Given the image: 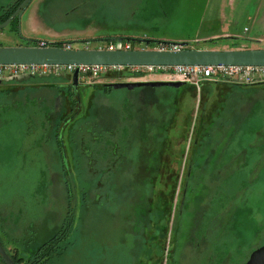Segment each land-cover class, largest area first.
<instances>
[{"label": "rangeland", "instance_id": "rangeland-1", "mask_svg": "<svg viewBox=\"0 0 264 264\" xmlns=\"http://www.w3.org/2000/svg\"><path fill=\"white\" fill-rule=\"evenodd\" d=\"M12 1L0 0V6ZM119 1L127 9L134 0ZM230 2L142 0L140 13L151 23H146V30L133 29L139 35L129 36L132 47L185 41L202 48L240 40L249 47L248 39L203 40L230 29L241 35L253 32L245 31L251 27L247 15L260 0H234L233 9ZM59 5L60 12L65 4ZM109 7L103 0H91L84 8L97 17ZM231 15L233 23L228 21ZM72 18L62 14L57 24H81V15ZM17 20L18 31L12 30L15 23L0 30L1 46L52 42L43 35H28L21 17ZM226 24L231 27L223 28ZM147 30L152 40L148 44L141 40ZM99 37L69 41L73 47L115 43L110 36ZM62 80L0 83V239L11 253L25 261L32 257L53 227L61 226L69 203L72 245L61 259L48 264H245L264 244V84L220 88L205 83L199 91L190 86V92L187 84L102 91L81 82V103L91 104L88 121L80 118L82 111L80 116H67L57 143V115L52 125L47 118L54 109L55 91L40 83ZM115 81L132 80L100 79ZM192 144L194 161L206 165L200 177L204 183L197 184L196 173L189 184L197 185V193L188 191L183 198L188 164L184 150ZM114 153L121 157L118 169L109 171L117 197L107 208L101 184L108 173L103 168ZM206 153L210 155L205 163L200 154ZM88 156L94 159L91 164ZM62 162L72 184L70 201ZM54 170L57 184L50 197L47 187ZM137 177L144 179L141 187L135 184Z\"/></svg>", "mask_w": 264, "mask_h": 264}, {"label": "water", "instance_id": "water-1", "mask_svg": "<svg viewBox=\"0 0 264 264\" xmlns=\"http://www.w3.org/2000/svg\"><path fill=\"white\" fill-rule=\"evenodd\" d=\"M31 0H22L15 11L3 22H0V30L6 27L14 18H20L23 10ZM114 41L131 42L129 37H113ZM145 43L152 40L144 39ZM33 42V40H31ZM163 44H180L185 46L180 50L156 49V48H72L54 45L53 42L17 46L0 45V64L18 63H47V64H99V65H211V64H236V65H264V48H228L207 49L188 47V43L159 41ZM23 76L19 79H26ZM1 83V81H0ZM79 84L78 74L75 71L71 77V86ZM187 84L180 80H133L108 82L107 85L114 89L136 87H161L169 86L178 88ZM0 256L5 264H16L7 250L0 242ZM245 264H264V244L254 249Z\"/></svg>", "mask_w": 264, "mask_h": 264}, {"label": "crops", "instance_id": "crops-1", "mask_svg": "<svg viewBox=\"0 0 264 264\" xmlns=\"http://www.w3.org/2000/svg\"><path fill=\"white\" fill-rule=\"evenodd\" d=\"M104 2L110 3V7L108 10L102 11V14L97 17L94 14L87 13L85 10V4L91 2V0H31V2L26 6L21 14L22 23L28 35H43V38H52V42L64 41L71 42L69 39L75 38L76 40L86 41L88 38H100L99 36H110L113 37H129L130 35H139V32L133 31L136 27H141L146 30V23H151V21H146L147 19L141 15V5L142 0H134L133 6L128 7L127 9H122L121 5H123L124 1L119 0H103ZM119 3V5L116 4ZM234 2V0H231ZM230 2V3H231ZM60 3L65 4V6L60 10ZM122 3V4H121ZM231 9L232 3L229 5ZM82 12V13H80ZM81 15V24L75 25L74 21L71 23H67L66 25H58L57 18L62 14L68 18L74 17L76 14ZM232 16V15H231ZM225 17V16H224ZM247 19L250 22L251 27L246 28L245 31L249 32L250 28L253 32L249 35H241L236 33L230 29V31H222L219 35H211L208 37H203V40H208L210 38H222V39H248L251 43L248 47L245 42L241 40L236 43L237 47H233L232 43L222 44L221 46H207L202 48L207 49H228V48H264V0H260L259 4L256 6L255 10L247 15ZM231 23H233L234 17H230L228 19ZM231 25L226 24L223 28H230ZM112 32V33H110ZM144 37L141 40L149 39V33L147 31H142ZM217 36V37H215ZM130 38V37H129ZM201 39V38H199ZM178 40H182L178 38ZM41 42L45 41H39ZM47 43V42H45ZM215 43V42H214ZM229 43V42H228ZM72 48H96L90 47L89 45L73 47ZM157 79V78H156ZM162 79V77L160 78ZM16 80V79H13ZM136 80V79H130ZM149 80V79H148ZM42 84V83H40ZM17 85V84H16ZM26 85V84H25Z\"/></svg>", "mask_w": 264, "mask_h": 264}, {"label": "built area", "instance_id": "built-area-1", "mask_svg": "<svg viewBox=\"0 0 264 264\" xmlns=\"http://www.w3.org/2000/svg\"><path fill=\"white\" fill-rule=\"evenodd\" d=\"M109 49H132V43L114 41ZM71 44H64L70 47ZM190 45V46H189ZM188 44V47H192ZM185 46L180 44L158 43L156 49L180 50ZM98 48V47H96ZM77 71L78 81L94 84L108 72L128 75L129 79L148 80V75H161L164 80L185 81L198 91L205 83L221 85H255L264 84V65H99V64H47L18 63L0 64V81H8L23 76L29 78H50L68 76Z\"/></svg>", "mask_w": 264, "mask_h": 264}, {"label": "flooded vegetation", "instance_id": "flooded-vegetation-1", "mask_svg": "<svg viewBox=\"0 0 264 264\" xmlns=\"http://www.w3.org/2000/svg\"><path fill=\"white\" fill-rule=\"evenodd\" d=\"M148 48V47H146ZM61 78L63 79L62 82H60L59 84H71V81L69 80V77L68 76H61ZM80 83V82H79ZM87 85H90V86H93L91 84H87ZM218 87L220 88H224V87H227L228 85H221V84H216ZM95 87V86H94ZM96 88V87H95ZM186 88L190 91V92H193V89L190 87V85L187 84ZM79 95H80V85L78 84L77 86H69L67 88H63L62 90L60 89H57V92H55L54 94V99L55 97H57L59 99V101H55L54 99L52 100L53 102V108H57V112H54L53 110L49 112V115H50V125L51 124V120L53 119V116H56L57 115V120H60V118H62L61 120H63V123H65V125L67 124V121L69 119H67V116L71 117V116H80V112L82 111L83 115L80 117L82 120H85V122H87L88 120H86L89 116V113L90 111L88 110L90 108V105L89 106H84L82 103H81V99L79 98ZM59 96H61V98H59ZM56 98V99H57ZM82 108H84V110H82ZM88 108V109H87ZM95 111V110H94ZM96 113V112H95ZM58 122V121H57ZM64 125V126H65ZM93 126L91 125L90 128H92ZM60 128L59 126H57V143L59 141L58 139V136L60 134ZM196 138H194L193 142L195 141V144L198 143V137L199 136H195ZM197 145V144H196ZM190 145H188L186 147V149L184 150V153L186 156H188V164H187V168H186V177H185V180H184V195H183V198L184 196L187 194V192H195V189L197 187L196 186H193L191 188V184H189L191 182V179L192 177L197 173L198 174V179H197V184H201L204 183V179L200 178L201 176H203L204 172H201L204 170V168L206 167V165H204L203 163H200L198 161H194L195 159V156L191 154L193 153L192 150L194 149L193 147V144H192V147H189ZM114 157H113V160H110L106 166L103 168V172H107L108 175L107 177L103 180L101 186H102V189H103V196H104V201H105V205L107 208H109V205L112 201H114L116 199V195H114L113 193V183H115V180H112L110 179V173L112 174L113 172L116 171L117 166H116V162L120 160V156L118 154H113ZM202 156V160L206 163L207 161V158L208 155H210L209 153L207 154H200ZM109 156V154L105 153V157L106 159H108L107 157ZM89 157V156H88ZM89 163L91 164L94 159H92L91 157H89ZM194 166L195 168L197 169H194ZM61 167H62V171H63V174H64V182H63V185H64V189H65V192L67 193L68 195V199L70 201V195H71V191H72V184L70 183L69 179L65 178L67 175H68V169L67 167L65 166V163L62 162L61 164ZM110 171V173H109ZM57 170H54L53 173H51V183L50 185H48L47 187V191L49 193V196L52 197L53 196V192H52V187L53 186H56L57 184ZM144 182V179H142L141 177H137L135 179V184L138 186V187H141ZM153 182H151V179H150V186H153ZM149 198V197H147ZM183 198H182V201L180 203V209L183 208ZM151 200V198H149ZM69 207V205H68ZM11 229H14V226H10ZM53 233L52 235H50L46 240H48L51 236L55 235L57 233V228L56 226L53 227ZM45 240V241H46ZM43 241V242H45ZM0 242L2 244V246L7 250V252L9 253V255L11 256V258L16 261L17 256H15L13 253L10 252V250L8 249V247L6 246L5 242H3L1 239H0ZM42 242V243H43ZM41 243V244H42ZM40 244V245H41ZM40 245L38 246V248L40 247ZM32 256H35V252L33 253ZM0 259H1V256H0ZM2 262H0V264H5L3 262V260L1 259ZM16 263V262H15ZM23 262L22 261H19L17 264H22Z\"/></svg>", "mask_w": 264, "mask_h": 264}, {"label": "trees", "instance_id": "trees-1", "mask_svg": "<svg viewBox=\"0 0 264 264\" xmlns=\"http://www.w3.org/2000/svg\"><path fill=\"white\" fill-rule=\"evenodd\" d=\"M21 2H22V0H14L11 3H8L7 5L0 6V22H3L4 20H6L15 11V9L18 7V5ZM10 23H15L12 30H16V31L19 30V28L17 26V24H18L17 18H14ZM218 39H220V38L219 37L218 38H210L206 41H210V42L214 43ZM131 40H133V38H131ZM29 41L30 42H28L26 45L31 44V40H29ZM64 43H65L64 41L53 42L54 45L61 46V47L64 46ZM66 43H69V42H66ZM187 43L189 44V42H187ZM232 46L237 47L236 43L232 44ZM103 77L109 78V79H114V78H119V77H128V75L117 73V72H108ZM30 79L31 78H26L24 80H30ZM49 79L54 80L55 77H53V78L50 77ZM107 83L108 82H97V83H94L92 85L100 88L103 91V90H108V89L112 88L109 85H107ZM40 85L42 87H48V88H50V90H54L55 92H57V89L62 90L63 88H67L70 86L69 84L63 85V84H59V83L51 82V81L42 82V84H40ZM55 92H54V94H55ZM54 94H53V96H54ZM47 118H48V121H50L49 113H48ZM56 124H57V126H59L60 131H61L62 127L65 125V123H63V120H58V122ZM92 126H93L92 128H95L94 125H92ZM70 205L71 204L69 203V207H68L69 210L67 211V214L64 218L63 223L57 229V233L55 235L51 236L48 240L43 242L39 248H37V250L35 251V256L28 258L26 261L23 258H21L20 256H18L17 257L18 259H16V261H15L16 264L19 261H22L23 262L22 264H48V263L53 262V260L56 258L61 259L67 253V250L69 249V247L72 245V242H73L71 239H68V236L70 234V230L72 228V222H73V213H72ZM0 262H2L1 259H0Z\"/></svg>", "mask_w": 264, "mask_h": 264}]
</instances>
